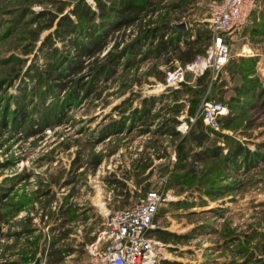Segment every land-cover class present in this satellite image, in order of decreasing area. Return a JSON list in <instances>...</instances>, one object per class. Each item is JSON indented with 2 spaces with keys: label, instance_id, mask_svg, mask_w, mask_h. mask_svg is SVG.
<instances>
[{
  "label": "rangeland",
  "instance_id": "1",
  "mask_svg": "<svg viewBox=\"0 0 264 264\" xmlns=\"http://www.w3.org/2000/svg\"><path fill=\"white\" fill-rule=\"evenodd\" d=\"M86 1L93 7L92 0ZM210 1L188 0L179 5V0H160L158 4L155 0V10L147 11L142 18L107 36L97 61L102 60L114 40L120 48L140 28L153 25L161 18L170 24L184 21L191 30L196 25L206 29L207 23L202 18L207 16ZM69 3L70 0H0V187L5 192L0 197V211L4 208L2 202H7L9 207L24 197H37L15 213L9 220L10 225L4 226L9 232L19 230L24 224L19 220L28 215L36 226L28 236L21 233L12 250L21 251L26 237L34 239L41 234L48 241L67 229L66 237L58 244L74 250L57 264H89L84 243L103 226L104 210L127 206L144 191L157 188L164 199L157 205L153 228L191 234L187 240L157 239L158 259L174 258L192 264H237L243 255L260 252L264 234L263 98L239 94L237 104L227 105V114L233 117L230 127L219 128L221 133L255 154L248 159L236 155L234 163L225 169L219 168V158L194 162L195 176L183 183H173L174 160L158 158L150 151V145L155 151L159 150L158 146L175 150V144L185 132H171L168 136L172 123L164 125V121L174 115L177 122L188 123V117L195 115L194 121L198 117V105L192 110L193 103L186 90L194 86L195 78L179 88L163 85L164 71L177 60L172 52L121 57L114 73L101 77L88 91L84 87L70 88L69 84L57 85L43 99L38 98L45 84L40 85L36 76L29 77L27 72H32L36 64L41 66L38 45L54 28L57 17L67 12ZM57 6L63 7L62 12H58ZM32 11L57 14L52 25L40 29L35 37L31 30L37 27V20L33 19ZM249 17L229 33L228 58L254 55V70L249 77H256L264 86V35L243 30L251 22ZM54 44L72 54V47L64 40L56 39ZM148 44L141 46V50ZM84 59L85 67L65 79L76 77L81 83L90 79L86 65L90 57ZM229 74L221 69L214 79L215 84L224 80L225 84L220 86L226 102L234 94L231 88L234 80ZM71 89L77 90V99L62 104ZM148 99L153 102L146 109L144 104ZM175 102L179 105L174 114ZM24 111L26 115L21 121ZM104 124L123 127L102 133ZM210 138H215L212 133ZM215 144L222 151L226 149L223 137H216ZM96 155L100 159L93 166ZM210 164L213 169L207 168ZM218 186L221 192L216 196L205 193L206 187ZM47 189V194L42 196ZM184 201L187 204L177 203ZM48 210L52 211L51 217ZM40 214L42 221H39ZM52 225L56 227L50 229ZM12 241L16 240L11 236L1 238L0 250ZM42 245L45 246L38 244L35 257L28 262L39 254L44 264ZM25 247L34 249L29 244ZM246 261L245 264L251 262Z\"/></svg>",
  "mask_w": 264,
  "mask_h": 264
},
{
  "label": "trees",
  "instance_id": "2",
  "mask_svg": "<svg viewBox=\"0 0 264 264\" xmlns=\"http://www.w3.org/2000/svg\"><path fill=\"white\" fill-rule=\"evenodd\" d=\"M93 7L86 0H70V7L67 12L62 13L57 17L54 28L46 33L41 39V43L38 45L39 56L41 59V66L36 64L32 72H27L28 76L35 75L37 82L40 85L45 84V89L38 92V98L43 99L47 91L53 90L58 86L70 85L78 86L80 89L85 88L88 91L93 85L97 84V81L101 77H108L114 73L116 64L121 57H127L128 55H142L153 56L163 53H173L175 59L180 63H184L190 60L195 54L202 52L204 46L209 42L210 30L201 29V26L196 25L192 28H186L184 30L177 29L167 22L165 18L158 19L155 24L140 28L138 33L125 42L118 48V42L113 41L111 46L103 53L102 60H98V55L107 43V36L113 31L118 30L121 27L128 26L142 18L147 11H153L156 8L155 0H92ZM160 0H157V4ZM179 5L185 4L186 0H179ZM158 6V5H157ZM58 12H62L63 7L57 6ZM33 12V11H32ZM34 20H37V27L31 31L33 37L37 36L40 29L48 28L52 25V21L55 18V13L48 12H33ZM73 15V17H71ZM250 15V17H249ZM46 16L47 18H44ZM250 24L243 27V30L247 33H257L264 35V0H254L253 6L248 14ZM41 18V20H38ZM248 19V18H247ZM44 21V23H42ZM207 23V22H206ZM206 25V24H205ZM208 26V25H207ZM260 26V28H258ZM164 36V37H163ZM192 36V37H191ZM227 40L229 36L226 37ZM58 39L69 43L72 47V54H67V50L64 52L58 48L54 41ZM154 40V42H153ZM182 42V46L179 42ZM145 43H149L146 48L141 50V46ZM87 60L88 73L90 79L87 82L81 83L77 81L76 77L71 76L75 72L85 67L84 58ZM168 58V57H167ZM84 59V60H83ZM256 58L254 55H238L232 56L227 59L226 63L222 66V69L229 71L230 78L234 80L232 83V90L234 94L229 96V102L222 99L224 90L221 88L225 84L224 80H220L215 84L214 80H210V70L207 69L202 75L195 77L194 86L186 88L189 91V100L192 102V110L199 105V101L202 98L205 99H217L223 101L226 105L233 107L237 102L239 94L259 96L264 100V86L259 84V80L256 77L250 78L249 74L254 70V62ZM40 66L41 70H38ZM57 79L56 81H54ZM223 81V82H222ZM221 85V86H220ZM57 89V88H56ZM71 91H74L71 93ZM77 90H68L65 98L62 99V104L67 105L70 101L77 99L75 96ZM153 102L152 99H148L146 109ZM63 105V106H64ZM176 107L173 108L174 114L178 111V102H175ZM61 106V104H60ZM25 111L23 112L21 121L25 118ZM196 119L191 122L188 130L184 133V136L175 144V160L173 162V183H183L190 177H194L193 170L194 162L204 161L205 159L219 158L221 169H225L229 164H233L236 155H242L244 159H248L254 152H249L242 144L237 140L232 139L227 134L220 132L219 128H229L232 123V116L229 114H223L219 117V128L212 129L203 124L200 115H197ZM42 117V115H40ZM176 116L167 117V121H164V125L168 122L172 123L171 132L174 134L177 131L174 129L173 123H177ZM163 125V126H164ZM122 124L116 126L112 124H104L101 129L104 132H113L116 129H121ZM161 127L159 128V130ZM211 133L216 137H223L225 141L226 149L222 151V147L215 144V138H210ZM182 135V134H181ZM165 154V151L158 156ZM100 156H95L92 161V165H96L99 162ZM149 162H145L146 166ZM143 166V167H144ZM213 169L210 164L207 168ZM170 182V181H169ZM222 189L224 185L221 186ZM221 187L205 188V193L208 195H217L221 192ZM46 192H42V196L46 195ZM5 193L3 188L0 187V197ZM36 193V192H35ZM34 197H24L18 201L12 202L8 207L7 202H2L3 210L0 211V239L5 236H11L16 241H12L11 244H4V249L0 250V264H28L29 259L35 257L38 244L42 245L45 250L44 264H57L63 257L71 253L74 249L70 246H66L59 243V240H63L66 237L67 229H62L61 233L57 237H51L48 241H45V237L41 234L37 235L34 239L26 237L20 250L13 251L12 248L18 242V237L23 235H29L36 228L33 225L31 216L22 217L20 222H24L23 226L19 230H12L9 232L5 230L4 226L10 225L9 220L17 213L21 208L25 207L28 203H31L36 199ZM2 201V200H1ZM183 203L184 202H177ZM50 217L52 211L48 210ZM53 220V218H50ZM39 221H42V215L40 214ZM55 225V224H54ZM56 226H50V229ZM153 234L154 237L162 242L172 238L176 241L187 240L191 237L190 232H175L163 227L150 228L147 232ZM93 237L91 235L88 239ZM39 241V242H37ZM262 246L256 255L253 253L243 255L242 260L237 264H264V234ZM27 244L33 246L30 248L25 247ZM41 248V249H42ZM7 249L11 250L7 252ZM249 252V251H246ZM242 253V252H241ZM246 259V260H243ZM157 263L159 264H192L183 263L179 259L174 258H160Z\"/></svg>",
  "mask_w": 264,
  "mask_h": 264
},
{
  "label": "built area",
  "instance_id": "3",
  "mask_svg": "<svg viewBox=\"0 0 264 264\" xmlns=\"http://www.w3.org/2000/svg\"><path fill=\"white\" fill-rule=\"evenodd\" d=\"M253 3L254 0H211L207 16L202 18L210 30L209 42L202 52L195 54L190 60L184 63L175 60L174 64L168 66L164 71L163 85L179 88L182 83H188L207 69L210 70V80H214L216 73L228 59L229 42L226 37L246 22ZM187 74L189 78H186ZM226 113L227 105L221 100L202 98L198 105V115L203 124L212 129L219 128V117ZM194 118L195 115L189 116L188 123L186 120L177 122L174 129L180 133L186 132ZM150 147V151H154L156 156L165 151L158 158L175 160L174 149L167 151L165 146H158L159 150L155 151L152 145ZM163 199L157 188H150L127 206L104 210L106 216L103 226L84 243L88 263L156 264L157 240L147 232L155 227L154 214Z\"/></svg>",
  "mask_w": 264,
  "mask_h": 264
},
{
  "label": "water",
  "instance_id": "4",
  "mask_svg": "<svg viewBox=\"0 0 264 264\" xmlns=\"http://www.w3.org/2000/svg\"><path fill=\"white\" fill-rule=\"evenodd\" d=\"M173 26L177 29H186V24L184 21H179L177 23H173ZM28 264H42L41 256L38 254L34 261L29 262Z\"/></svg>",
  "mask_w": 264,
  "mask_h": 264
},
{
  "label": "crops",
  "instance_id": "5",
  "mask_svg": "<svg viewBox=\"0 0 264 264\" xmlns=\"http://www.w3.org/2000/svg\"><path fill=\"white\" fill-rule=\"evenodd\" d=\"M101 205H102V207H103V203H102V202H101ZM102 207H101V208H102ZM168 230H169V229H168ZM176 232H177V231H176ZM150 234H151V233H150ZM150 234H149V235H150ZM150 236H152L155 240H157V239L154 237L153 234H151Z\"/></svg>",
  "mask_w": 264,
  "mask_h": 264
}]
</instances>
